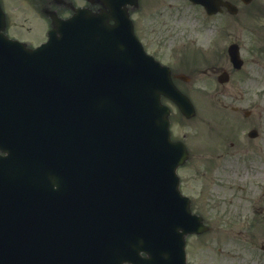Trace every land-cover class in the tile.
<instances>
[{
    "label": "water",
    "instance_id": "obj_1",
    "mask_svg": "<svg viewBox=\"0 0 264 264\" xmlns=\"http://www.w3.org/2000/svg\"><path fill=\"white\" fill-rule=\"evenodd\" d=\"M33 55L16 70L21 104L9 100L0 113V147L8 151L0 155V264H116L122 229L134 208L150 202L145 226L157 224L151 236L157 252L141 262L168 255L172 246L182 263L191 220L168 219L169 207L153 201L157 188L172 196L179 191L171 180L174 162L155 166L160 146L171 147L148 78L138 88L132 72L99 63L87 79L68 75L59 62L87 71L90 59L57 39ZM130 237L135 244V232Z\"/></svg>",
    "mask_w": 264,
    "mask_h": 264
},
{
    "label": "flooded vegetation",
    "instance_id": "obj_2",
    "mask_svg": "<svg viewBox=\"0 0 264 264\" xmlns=\"http://www.w3.org/2000/svg\"><path fill=\"white\" fill-rule=\"evenodd\" d=\"M62 1L64 4H71V0H46L45 5L52 6L53 3ZM222 13L232 14L244 13L247 18V36H257L255 39L254 55L261 61L264 58V0H253L245 2L243 0H222ZM236 4L237 8H230L226 4ZM227 6V7H226ZM235 17V15H233ZM220 53H217L219 57ZM262 56V57H261ZM244 63L246 62V58ZM229 73L230 69L223 64H217L214 73L217 79L223 71ZM192 85H186V91H190ZM231 107L235 110L246 111L244 103L251 101L249 93L244 95L233 86L231 91ZM256 129L255 136H251L252 129ZM264 121H230L228 134V148L225 153L214 157L219 151L221 144L219 141H204L195 145L199 150L198 157L211 153L213 158L207 160H190L186 165V171H200V165L205 169H212V188L218 190L217 195L227 187L230 190L231 208L230 213L234 217H246L254 221L264 220ZM193 157V155H192ZM210 157V156H209ZM207 172H201V177H206ZM185 187L193 188V179L188 177L184 180Z\"/></svg>",
    "mask_w": 264,
    "mask_h": 264
},
{
    "label": "rangeland",
    "instance_id": "obj_3",
    "mask_svg": "<svg viewBox=\"0 0 264 264\" xmlns=\"http://www.w3.org/2000/svg\"><path fill=\"white\" fill-rule=\"evenodd\" d=\"M26 32L29 33L28 31ZM164 32L167 33V30H165ZM263 80L261 77L251 79V96L253 98L251 107L254 111L255 121H261L259 115L261 112H264V106H260L261 95L259 96L258 93L255 94L254 91L256 90L253 89H257L258 87H260L261 81ZM202 106L203 108L201 109V112L204 117L212 118L213 116H222L219 110L209 109L207 101L202 100ZM229 239V234L224 235L223 233H221L220 235H217V233L215 232L209 233L199 238H192L190 240L189 246L191 262L197 264H206L210 262L216 264V260L219 261V264H247V261H249L250 264H259L261 262V259H259V255L257 253V251L259 252L260 250L256 247H252L253 250L251 252H243L244 243H242V240L240 250L243 251H241L239 255L237 253H232L231 255L226 256V254H229L227 251H224L223 255H221V250L219 249L220 246L225 247L226 249H233L234 242L229 241ZM255 240L257 241L258 239L256 238ZM235 249L239 248L236 247Z\"/></svg>",
    "mask_w": 264,
    "mask_h": 264
}]
</instances>
